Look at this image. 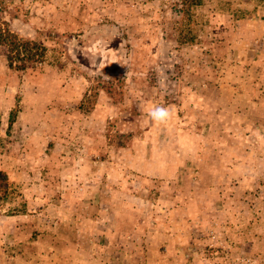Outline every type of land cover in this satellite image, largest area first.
<instances>
[{"label": "rangeland", "instance_id": "374dc122", "mask_svg": "<svg viewBox=\"0 0 264 264\" xmlns=\"http://www.w3.org/2000/svg\"><path fill=\"white\" fill-rule=\"evenodd\" d=\"M0 33V264H264V0H0Z\"/></svg>", "mask_w": 264, "mask_h": 264}, {"label": "trees", "instance_id": "16d2710c", "mask_svg": "<svg viewBox=\"0 0 264 264\" xmlns=\"http://www.w3.org/2000/svg\"><path fill=\"white\" fill-rule=\"evenodd\" d=\"M5 34L4 33H0V43H1V38L3 39V40H5ZM1 264H6L5 262H2Z\"/></svg>", "mask_w": 264, "mask_h": 264}, {"label": "clouds", "instance_id": "9594fccd", "mask_svg": "<svg viewBox=\"0 0 264 264\" xmlns=\"http://www.w3.org/2000/svg\"><path fill=\"white\" fill-rule=\"evenodd\" d=\"M153 115H156V113H153ZM159 115L163 116L165 113L162 111Z\"/></svg>", "mask_w": 264, "mask_h": 264}]
</instances>
